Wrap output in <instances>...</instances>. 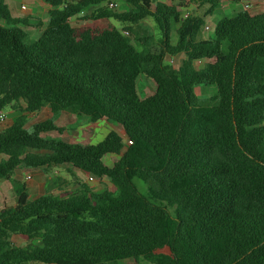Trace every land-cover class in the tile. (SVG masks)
I'll return each instance as SVG.
<instances>
[{
    "label": "trees",
    "instance_id": "1",
    "mask_svg": "<svg viewBox=\"0 0 264 264\" xmlns=\"http://www.w3.org/2000/svg\"><path fill=\"white\" fill-rule=\"evenodd\" d=\"M42 1L48 20L30 41L31 25L0 0V109L18 113L0 131V180L13 181L17 195L0 211V264H264V12L221 16L205 38L206 17L184 16L176 0H126L123 12L96 8L108 0ZM192 1L213 15L242 0ZM147 17L163 33L156 52L138 50L132 28L111 21ZM167 54L185 59L173 68ZM141 74L156 85L144 98ZM200 86L216 94L200 99ZM45 106L52 117L28 130V115ZM65 112L113 122L127 142L115 131L88 145L49 135L66 131L56 124ZM59 165L107 178L116 192L83 183L30 200L13 178Z\"/></svg>",
    "mask_w": 264,
    "mask_h": 264
},
{
    "label": "rangeland",
    "instance_id": "2",
    "mask_svg": "<svg viewBox=\"0 0 264 264\" xmlns=\"http://www.w3.org/2000/svg\"><path fill=\"white\" fill-rule=\"evenodd\" d=\"M17 1L19 3L23 2L29 5L31 2L30 0H17ZM108 1H117L119 3V8L115 10L116 12L128 11L132 7V5L129 4L126 0H108ZM158 1H163V2L171 4L169 0H158ZM247 2L249 1L242 0L241 3L238 5H231L228 3H223L220 6V8L214 12L213 15H207V11H208L207 5L197 7V5L192 0H176L173 4L179 8L180 12L184 16L187 15L188 11L190 12L195 11L197 15L201 17H206L205 26L208 25L210 27V30H205V26H204L202 30V34H203V37L208 38L213 34L215 24L221 16L231 15L240 9H244L243 4ZM9 4H11L10 1H9ZM106 4L107 2L104 4H101L100 6L96 8L106 7ZM19 9L20 8H18V10ZM261 11H262V8L258 7L257 5H255V7H252L250 10H248V12H250L252 15H256ZM44 18H47V16L45 15ZM79 18L78 20H73V23L74 24H84L83 19H79ZM111 21L119 29L123 27L132 28L133 34L131 36V39H132L133 44L137 47L138 50L142 51L144 49H150L152 52H156L157 49L160 47L161 42H162L163 33L159 29L153 17H147L137 24L120 23L114 19H111ZM26 29L29 33L30 41L38 40L40 36L39 35L40 32H38L37 28L36 30H31L29 28H26ZM176 29H177V26L173 25L172 30H171V39L173 42H176V34H175ZM143 40H146V42ZM171 59L174 60L173 63L169 61ZM182 59H185V54H179V55L167 54L165 62L172 65L173 68H178L182 63ZM194 65L197 67L201 66L196 61H194ZM137 82H138V91L141 94L140 96L142 98L151 95L156 90L155 83L145 75L141 74ZM215 94H216V88L214 86H207V87L200 86L197 89V95L200 99H209ZM11 116L16 117L18 116V113L17 112H14L12 114L10 113V117ZM50 117H52L50 108L48 106H45L41 113L39 114L37 113L35 116H32L29 119L26 128L28 130H31L33 123L44 121ZM56 124L58 126L65 127L66 131L62 135H60L56 131L49 133V135L60 136L61 138L63 137L64 140L69 143H79L83 145L94 144V143H97L103 140L106 137V135L111 131H115L119 133L124 138V142L125 143L127 142V138L124 136V133L121 127L105 119H101L97 122H92L90 119L85 118V117H79L75 113L65 112L58 118V120H56ZM114 157L116 159H119V156H114ZM55 169L57 170L59 169V171L63 173L66 172V169L63 165L51 167L49 169L48 175H45L42 170L36 169L39 171V175L41 176V181L47 182L46 187H45V194L46 193L56 194V192L60 193L61 191H65V190L75 191L76 184L74 183L75 182L74 179L72 178V183L69 186H63L61 182L56 181V177H53ZM29 170L31 171L33 169H29ZM39 181H40V177L38 175H35L32 182H39ZM134 182L136 186L138 187V189L144 195H146L149 199H151L152 201L158 204L166 205L170 211L174 210V208L170 207L166 202L160 201L159 199H157L153 195L148 184L144 183L138 178H135ZM88 183L92 185L91 187L97 192H102L105 190L116 192V188L107 178L102 179V180L96 179L94 181H89L88 179ZM57 185L60 186V189H58L59 187L58 188L56 187ZM12 242L15 245L21 246V247H25L28 244L27 242L18 239L16 236L12 238ZM130 261L131 260L120 261L119 264H127ZM32 264H38V263H32ZM142 264H148V263L143 262Z\"/></svg>",
    "mask_w": 264,
    "mask_h": 264
},
{
    "label": "crops",
    "instance_id": "3",
    "mask_svg": "<svg viewBox=\"0 0 264 264\" xmlns=\"http://www.w3.org/2000/svg\"><path fill=\"white\" fill-rule=\"evenodd\" d=\"M9 1L11 2V4H9ZM30 1L31 2L29 5V4H26L23 2L19 3L17 0H5V2L8 5L13 17L26 19L28 21V23L31 25L29 29L36 30V28L34 27L36 24L41 22L43 24V27H44V25L47 23L48 12L51 9V7L49 5H47L45 2H43L42 0H30ZM249 2L253 3V7H255V5H257L258 7L262 8V11L259 12L258 14L264 12V1H260V0L259 1H251L250 0ZM23 6L25 7L24 9H22ZM18 8H20V9L18 10ZM93 9H95V8H93ZM82 14H85V12H83ZM45 15L47 16V18H44ZM38 32H40V31L38 30ZM40 34L41 33H39V35ZM182 61H183V59H182ZM206 62H207V60H203V63L201 66H199V67L195 66V67L203 68L204 65L206 64ZM137 90H138V82H137ZM138 94H139V96L141 95L139 93V91H138ZM8 108L10 109V111ZM1 112H3L5 114V118L3 120L0 118V131L11 126L13 124V121L15 118L14 116L10 117V113L12 114L15 112L11 107H6L4 109H0V114H1ZM41 112H39V113H41ZM36 114L37 113L29 114L28 118L30 119L32 116H35ZM62 139H64V138L62 137ZM4 158H5L4 156H0V161ZM63 166L65 167L66 172L63 173V172H60L59 169L58 170L55 169L54 170V176H53V177H56V181L61 182V184H63V186H69L72 183V178L74 179V181H75L74 183L76 184L75 191L78 190L83 183L87 184L90 187L92 186L88 183V177L89 176L86 173L81 172V171L71 170L68 165H63ZM28 174H31L33 179H34L35 175H38L40 177V181L39 182H32L33 179L31 181H27L25 178L26 177L25 175H28ZM13 178L15 180L23 181L26 183L30 200H34V199L45 194V187H46L47 182L41 181V176L39 175L38 170H31V171L27 170V171H25V170L19 169V170H16ZM56 187L57 188L59 187L58 189H60L59 185H57ZM58 193L59 192H56V194H58ZM16 201H17V195L15 192L14 182L11 180H0V211H2L6 206H11V205L15 204Z\"/></svg>",
    "mask_w": 264,
    "mask_h": 264
},
{
    "label": "built area",
    "instance_id": "4",
    "mask_svg": "<svg viewBox=\"0 0 264 264\" xmlns=\"http://www.w3.org/2000/svg\"><path fill=\"white\" fill-rule=\"evenodd\" d=\"M106 7H107L108 9H110V10H117V9L119 8V3H118L117 1H108L107 4H106ZM243 7H244V10H247V11H248V10H250V9L253 7V3H252V2H247V3L243 4ZM24 8H25V7L23 6L22 9H24ZM192 12H194V11H191V12L188 11L186 16L190 15ZM81 14H82V13H81ZM74 20H78V17H75ZM205 30H210V27H209L208 25H206V26H205ZM123 34H124L125 36H130V33H129L128 30H123ZM203 60H205V59L197 60L196 62H197L199 65H202ZM169 61H170L171 63L174 62L173 59H171V60H169ZM0 118H1L2 120L5 118V114H4L3 112H1V114H0ZM25 178H26L27 181H31V180L33 179V177H32L31 174L26 175ZM88 179H89V181H94V180H96V179H98V178H96V177H94V176H89Z\"/></svg>",
    "mask_w": 264,
    "mask_h": 264
}]
</instances>
